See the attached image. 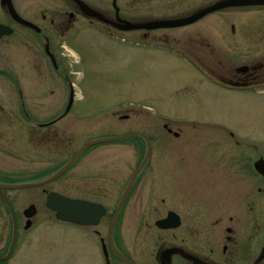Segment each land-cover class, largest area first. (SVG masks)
I'll use <instances>...</instances> for the list:
<instances>
[{"label":"flooded vegetation","instance_id":"1","mask_svg":"<svg viewBox=\"0 0 264 264\" xmlns=\"http://www.w3.org/2000/svg\"><path fill=\"white\" fill-rule=\"evenodd\" d=\"M6 1L32 27L12 17L8 4H3ZM80 1L92 14L87 15L74 0H0V24L12 30L10 35L0 37V60L5 63V68H0V102L24 103V49L30 50L33 57V72L41 64L37 53L31 50L40 47L55 68V59L48 52L52 43L56 41L60 47L65 39L86 27L90 35L126 39L141 50L166 51L178 56L199 76L197 86L207 91L198 97L202 100L212 97L219 106L215 112L219 115L228 116L231 111L255 114L254 108L264 111V5L209 12L176 28L127 30L132 26L188 19L226 0ZM206 18L214 20L209 28L215 21L225 28L228 24L225 33L228 41L223 46H217L207 35L203 23ZM26 37L34 38L31 47L27 46ZM39 77L40 74L35 80L27 78L26 82L33 84ZM5 109L0 105V264H11L15 255L24 253V246L30 245L29 238H39L37 220L46 213L53 219V225L69 226L73 247L89 248L90 264H128L126 260L131 264H264V168L261 172L256 168L257 164H264V133L237 139L233 132L219 125L218 134L223 137L204 145L223 152L206 168L215 179L212 191L193 201L200 203L193 205L196 212L181 217L169 210L167 213L179 216L176 227L162 230L156 227V221L152 225L144 223V230L148 227L153 233L148 237L147 231L148 238L139 240L136 237L140 229L136 227L133 238L127 241L125 216L135 205L136 195L141 193L138 191L141 183L150 179V160L128 191L111 232L112 219L131 177L142 165L146 142L141 138L136 140L138 143L132 148L136 161L127 178L122 163L113 168L101 159L89 158L85 150L63 175L51 182L66 175L72 183L82 181L85 185L82 192L88 197L103 200V203L89 201L104 210L97 223L65 224L45 207L47 195L53 191L44 187L51 183L26 188L25 199L23 191H14L9 186L15 182L41 183L52 177L59 165L62 167L70 161L79 150L72 148V139H76V130L74 134L71 132L74 122H66L65 114L44 115L31 110L18 113ZM160 121H164L161 127L140 126L136 122L141 130L128 133L145 135L152 150L158 129L174 139L180 137L181 129L185 130L165 119ZM186 123L188 128L192 127L193 122ZM66 136H69L67 144ZM18 137L24 145H17ZM82 233L90 236L89 242L79 238L84 237Z\"/></svg>","mask_w":264,"mask_h":264},{"label":"rangeland","instance_id":"2","mask_svg":"<svg viewBox=\"0 0 264 264\" xmlns=\"http://www.w3.org/2000/svg\"><path fill=\"white\" fill-rule=\"evenodd\" d=\"M213 21L208 18L203 21L205 31L217 46H223L228 41L225 39L228 24L225 28L222 23L215 21L214 26L209 28ZM240 23L247 24L246 21ZM86 31V27L81 28L64 40L63 45L68 50L59 48L56 41L52 43L49 51L58 66L56 68L51 67L40 47L31 50L37 53L41 64L40 69L33 72V57L30 56V50L24 49V103L3 101L0 105L5 110L18 113L26 110L44 115L67 113L65 121L74 122L72 134L76 130V139H72V148L75 149L87 142L118 137L130 130L140 131L136 122H140V126L161 127L164 121L160 120L165 119L184 127L178 139L167 137L161 129L157 130L150 155V179L148 183L142 182L143 186L141 183L138 191L143 194H137L135 205L127 210L125 223L128 226L126 224L124 228L127 241L133 238L136 227L140 229L136 238L145 239L153 232L148 227L144 230V223L152 225L164 218L169 210L181 217L191 215L196 212L193 205L200 204L193 201L212 191L215 178L206 168L223 149L208 148L204 144L223 137L218 134V126L233 132L237 139L254 138L258 132L264 133V111L263 108H254L255 114L231 111L228 116L219 115L215 113L219 106L214 104L212 97H203L204 100L198 97L199 93L206 94L207 91L197 86L199 76L178 56L166 51L141 50L126 39H110L90 35ZM25 39L28 40V47L35 41L33 37ZM13 40L14 37L9 43ZM0 68H5L2 60ZM39 74V80L33 84L26 82L27 78L37 79ZM70 87L74 99L69 106ZM136 113L141 116L138 118ZM186 122H193L190 125L192 127L188 128ZM173 131L178 132L176 129ZM68 141L69 136H66L64 143ZM16 143L24 145L21 137L16 139ZM137 143L132 139L117 144H99L88 151L89 158L101 159L113 168L122 163L127 178L135 165L132 148ZM70 181L65 175L60 181L44 188L70 198L103 203V200L90 198L82 192L85 189L82 181ZM17 183L22 182H15L14 185ZM108 185L112 187L111 183ZM14 190L23 191L25 199V188ZM37 224L39 238H29L30 245L24 246V253H17L11 264H90L87 257L89 248L73 247L70 243L72 231L69 226L53 225V219L47 213L38 218ZM146 233L148 237H145ZM80 235L84 237L79 238L89 242V235Z\"/></svg>","mask_w":264,"mask_h":264},{"label":"water","instance_id":"3","mask_svg":"<svg viewBox=\"0 0 264 264\" xmlns=\"http://www.w3.org/2000/svg\"><path fill=\"white\" fill-rule=\"evenodd\" d=\"M83 9V11L89 15L92 14L91 11L89 9H87V7L79 0H75ZM6 4V3H5ZM264 5V0H226V1H222L217 3L215 6L207 9L206 11L202 12L201 14H198L196 16H193L191 18L188 19H183V20H179V21H171V22H166V23H156V24H149V25H145V26H132L129 28H125L127 30L129 29H138V28H145V29H155V28H176V27H181L187 24H190L194 21H196L198 18L204 16L205 14L209 13V12H213V11H217V10H221V9H225V8H230V7H237V6H263ZM10 6V5H9ZM10 13L12 14V16L14 18H16L18 21L24 23V25L27 26H31L29 23L25 22V21H21L18 16L14 13V11L12 10L11 6H10ZM11 33V30L8 28H5L3 26L0 25V36L2 35H9ZM71 103V98H70V102L69 105ZM138 134H131V135H126V136H122V137H116V138H108V139H102V140H97V141H93L90 142L88 144H86L77 154L74 158H72V160H70L63 168H61L53 177H51L50 179L36 184V185H42L45 184L49 181H52L54 179H56L57 177H59L61 174H63L67 168L74 162V160L80 155V153L87 147L98 144V143H105V142H113V141H117L119 139H123V138H127L130 136H136ZM142 136V135H141ZM144 137V136H142ZM149 158V148H148V152L147 155L143 161L144 165L147 161V159ZM256 168L261 172L262 169L264 168V164L259 163L256 165ZM141 169V167L135 172L134 176L132 177L124 195L122 196L118 207L115 211L113 220H112V227L115 221V218L125 200V197L128 193V191L130 190L137 174L139 173V170ZM31 185H12L10 186V188L15 189V188H24V187H29ZM46 207L50 210H52L53 212H55V217L57 220L59 221H63V222H67V223H73V224H77V225H92L97 223L99 217L104 213L103 208L100 205L97 204H92L83 200H73L70 198H67L65 196L56 194V193H50L47 197V201H46ZM179 222V218L174 214V213H168L167 217L163 220L157 221L156 222V226L160 229H170V228H174L176 227L177 223ZM112 227H111V231H112ZM126 262L128 264H131L130 262H128L126 260Z\"/></svg>","mask_w":264,"mask_h":264}]
</instances>
